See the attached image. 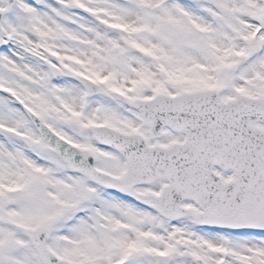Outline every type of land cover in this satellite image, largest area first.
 Instances as JSON below:
<instances>
[{"label":"snow or ice","instance_id":"obj_1","mask_svg":"<svg viewBox=\"0 0 264 264\" xmlns=\"http://www.w3.org/2000/svg\"><path fill=\"white\" fill-rule=\"evenodd\" d=\"M0 264H264V0H0Z\"/></svg>","mask_w":264,"mask_h":264}]
</instances>
